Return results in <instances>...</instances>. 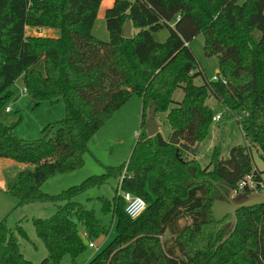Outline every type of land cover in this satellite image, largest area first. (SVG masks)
Listing matches in <instances>:
<instances>
[{
	"label": "trees",
	"instance_id": "obj_1",
	"mask_svg": "<svg viewBox=\"0 0 264 264\" xmlns=\"http://www.w3.org/2000/svg\"><path fill=\"white\" fill-rule=\"evenodd\" d=\"M99 2L0 0V108L20 76L33 106L60 98L64 109L61 119L32 140L17 138L0 121V160L22 166L0 191L18 206L57 204L50 218L31 220L47 253L39 264H59L64 255L74 264L86 248L82 238L90 243L107 234L93 211L73 199L111 177L119 179L113 197L96 201L111 216L114 236L86 264H264V206L239 209L234 229L227 218L216 223L211 215L218 185L225 192L246 174L260 175L250 148L264 162V0H114L103 13L106 41L91 34ZM126 19L130 37L121 34ZM25 27L54 29L57 35L26 33ZM160 29L167 35L157 42L152 33ZM197 34L203 53L216 56L218 65V78L201 85L192 82L200 71L188 47ZM177 87L182 98L173 101ZM132 95L141 99V124L152 102L154 113L165 112L170 130L190 148L210 136L219 112V119L242 114L244 141L227 159L213 147L200 169L156 132L137 139L124 164L103 167L101 175L57 195L43 193L47 179L81 168L90 137ZM208 96L213 106L205 102ZM119 192L143 200L138 217L125 216ZM151 233L163 238V254L144 236ZM136 235L141 237L133 240ZM17 238L26 239L21 227L12 232L0 220V264H33L23 259Z\"/></svg>",
	"mask_w": 264,
	"mask_h": 264
},
{
	"label": "rangeland",
	"instance_id": "obj_2",
	"mask_svg": "<svg viewBox=\"0 0 264 264\" xmlns=\"http://www.w3.org/2000/svg\"><path fill=\"white\" fill-rule=\"evenodd\" d=\"M105 7V0H102V8L99 14L96 15L91 29V34L94 37L104 41L108 39L103 18ZM43 33L47 35L44 31ZM54 33L57 35V30H54ZM152 35L155 41L162 42L167 35V30L160 29L153 32ZM202 42V34L195 35L188 42V47L197 63L196 70L200 71L192 79L195 85H201L205 80H211L218 67L216 56H207L203 53ZM8 90L10 91V97L6 104L0 108V121L8 126H12L13 134L19 139L32 140L39 138V130L43 126L64 116L63 104L60 98L51 103L43 100L36 106H33L27 95L22 91L20 76L13 81ZM181 98L182 90L180 87H177L172 92L171 99L179 101ZM205 102L209 106H213L215 100L212 96H208ZM173 105L174 103H171L170 107ZM5 106L10 107V113L7 114L3 111ZM146 112L147 109L145 117ZM140 114L141 99L132 95L111 115L107 120L108 123L105 122L106 124L104 123L105 125L101 126L90 137L87 142L89 154L84 155L81 168L67 174L52 176L40 186V190L47 195H57L71 186L80 184L90 176L101 175L104 172L103 167H116L124 164L128 159L134 142L137 139L147 137L144 123H140ZM241 116L242 114L239 113L230 117H222L213 122L210 136L197 146L192 155L179 150L182 159L187 162L194 161L196 166L202 169L206 166L209 152L213 147L219 148L222 159H227L230 149L235 145L242 144L244 141L243 132L239 124ZM154 120L158 128L157 132L164 139L168 140L171 130L166 123L165 112L154 113ZM250 156L253 169H256L264 180V162L259 157V151L255 148H250ZM6 162L9 163L10 161L0 160V177L3 178L2 176H4V180L0 181L2 187H4L6 177L10 176L13 171L22 168L20 165H15V168H7L8 164H1ZM189 167L193 168V166ZM3 169H7L5 175L1 173ZM118 180L116 177L108 178L103 185L88 189L73 199L74 202L83 205L87 210L93 211L94 217L107 229L106 235L99 236L91 242L94 248H88V241L82 238V242L86 248L74 259V264H86L92 256L101 251L113 238V220L110 215L102 214L100 204L96 201V198L101 197L110 200L114 195V190L118 186ZM222 194L226 195L227 191L222 192ZM220 198L221 195L216 199ZM56 207L57 204L52 203H32L18 206L16 199L0 191V220L4 219L6 228L12 232H14L17 225L23 230L26 239L17 238V242L19 251L26 261L39 264L46 258V250L41 241L36 237L31 220L50 218L54 214ZM188 222L189 220L186 219L180 220L178 225L181 226ZM146 235H150L149 237H151L157 253L160 251L163 254L161 248L163 238L157 233L144 234V236ZM140 237L141 235H136L133 240ZM166 237L168 238L167 235L164 236V238ZM129 243H123L122 246H119V249L126 247ZM59 264H71L70 257L64 255L60 259Z\"/></svg>",
	"mask_w": 264,
	"mask_h": 264
},
{
	"label": "water",
	"instance_id": "obj_3",
	"mask_svg": "<svg viewBox=\"0 0 264 264\" xmlns=\"http://www.w3.org/2000/svg\"><path fill=\"white\" fill-rule=\"evenodd\" d=\"M121 34L123 37L131 36V27L128 19H126L122 25ZM144 127L147 137L153 136L158 130L154 120V107L152 105V102L149 103V106L147 108L146 117L144 119ZM167 142L169 145L175 146L179 150L190 155H192L197 148V146H195L194 148H190L189 146L183 144V142H181L176 136L175 131H171ZM189 168L190 173L193 174V168ZM217 188L220 191L221 198L215 199L211 207V215L216 223L221 222L227 218V223L232 226V229H234L236 224L235 213L239 209H249L255 206H264V193H243L237 197L241 199L238 201L237 198L231 197V189L227 188V194L223 195L220 190L221 188H223V186L218 185Z\"/></svg>",
	"mask_w": 264,
	"mask_h": 264
},
{
	"label": "built area",
	"instance_id": "obj_4",
	"mask_svg": "<svg viewBox=\"0 0 264 264\" xmlns=\"http://www.w3.org/2000/svg\"><path fill=\"white\" fill-rule=\"evenodd\" d=\"M218 77L216 74L211 78V80H216ZM10 108L8 106L4 107V111H9ZM219 120V113L215 114L212 117V121L215 122ZM259 192L264 193V180L257 173H249L244 175L231 189L230 195L233 197H238L243 193H252ZM121 199L124 202L123 212L126 217L129 219H134L138 217L144 210L145 204L143 200L139 197L133 196L127 192H119ZM88 248H94V245L90 242L87 244Z\"/></svg>",
	"mask_w": 264,
	"mask_h": 264
},
{
	"label": "crops",
	"instance_id": "obj_5",
	"mask_svg": "<svg viewBox=\"0 0 264 264\" xmlns=\"http://www.w3.org/2000/svg\"><path fill=\"white\" fill-rule=\"evenodd\" d=\"M113 1L114 0H105V4H106V7H105V9L106 8H108V7H110L111 5H112V3H113ZM102 8V0H100V2H99V5H98V8H97V12H96V15H98L99 14V12H100V9ZM104 9V10H105ZM104 10H103V13H104ZM96 18V17H95ZM93 27V26H92ZM28 29V30H27ZM92 29V28H91ZM41 31H42V33H41ZM43 31L47 34V36H56L55 35V33H54V29H49V28H38V29H36V28H29V27H25V32L26 33H32V34H38V35H44V33H43ZM22 91H23V87H22ZM24 93V92H23ZM25 94V93H24ZM29 99V98H28ZM9 107V106H8ZM10 108V107H9ZM3 111H4V109H3ZM10 111H11V109L9 110V111H4L5 113H10ZM106 123H108L107 121H106ZM105 123V124H106ZM105 124H103V125H105ZM102 125V126H103ZM1 164H8V167L7 168H15L16 166L14 165V164H12V163H8V162H6V163H1ZM7 171V169H3V171L1 170V173L2 174H4L5 175V172ZM14 172V171H13ZM8 173V172H7ZM11 175V174H10ZM3 178H1L0 177V181L2 182V180H4V176H2ZM0 182V189H4V187H2V183ZM4 182V181H3ZM118 183H119V180H118ZM4 186H5V182H4Z\"/></svg>",
	"mask_w": 264,
	"mask_h": 264
}]
</instances>
